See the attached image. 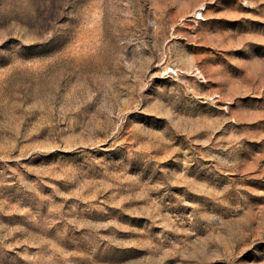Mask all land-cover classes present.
<instances>
[{
    "label": "rangeland",
    "instance_id": "1",
    "mask_svg": "<svg viewBox=\"0 0 264 264\" xmlns=\"http://www.w3.org/2000/svg\"><path fill=\"white\" fill-rule=\"evenodd\" d=\"M0 264H264V0H0Z\"/></svg>",
    "mask_w": 264,
    "mask_h": 264
}]
</instances>
